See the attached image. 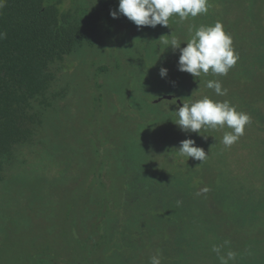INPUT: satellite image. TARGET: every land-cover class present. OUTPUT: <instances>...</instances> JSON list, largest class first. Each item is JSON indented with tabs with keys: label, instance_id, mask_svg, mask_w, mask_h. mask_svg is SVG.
<instances>
[{
	"label": "rangeland",
	"instance_id": "obj_1",
	"mask_svg": "<svg viewBox=\"0 0 264 264\" xmlns=\"http://www.w3.org/2000/svg\"><path fill=\"white\" fill-rule=\"evenodd\" d=\"M108 1L61 0L87 40L64 58L40 130L5 170L0 264H151L157 252L161 264H221L228 252V264H264V0H207V13L155 28L107 18L118 8ZM217 21L236 64L223 76L179 71V49L163 41L185 47ZM203 96L250 117L231 146L226 126L198 134L175 123ZM185 139L207 158L180 155Z\"/></svg>",
	"mask_w": 264,
	"mask_h": 264
},
{
	"label": "trees",
	"instance_id": "obj_2",
	"mask_svg": "<svg viewBox=\"0 0 264 264\" xmlns=\"http://www.w3.org/2000/svg\"><path fill=\"white\" fill-rule=\"evenodd\" d=\"M96 1L110 7L108 0ZM60 3L2 0L0 6V185L15 148L31 141L51 108L46 95L64 58L87 40ZM136 193L135 200L146 196Z\"/></svg>",
	"mask_w": 264,
	"mask_h": 264
},
{
	"label": "clouds",
	"instance_id": "obj_3",
	"mask_svg": "<svg viewBox=\"0 0 264 264\" xmlns=\"http://www.w3.org/2000/svg\"><path fill=\"white\" fill-rule=\"evenodd\" d=\"M207 11V0H118L117 10L110 11V15L115 19L122 14L138 27L155 28L157 25L168 27L169 19L174 14L181 20H186L189 16L196 17ZM2 35L0 34V37ZM163 43L173 49H179L178 70L193 77H199L202 73L206 75L209 71L214 75H227L229 69L239 59L232 47L230 35L225 32L219 21L214 25H202L196 29L185 43V47L181 48V42L176 38L171 41L164 40ZM159 74L162 78L165 77L167 69L162 67ZM206 86L219 96L227 94L219 80H209ZM175 114L177 117L175 123L182 131L199 134L205 126L213 129L226 126L231 129L232 131L225 132L222 138V143L226 147L231 146L243 135L245 125L250 122V117L246 113L238 112L228 101H214L208 96L182 103ZM176 151L186 156L187 160L191 157L202 162L207 158L204 149L196 146L192 139L181 141ZM213 251L219 254L220 248L214 246ZM234 256L232 252H228L226 258L220 256L221 264H228ZM151 264H161L159 252L151 257Z\"/></svg>",
	"mask_w": 264,
	"mask_h": 264
},
{
	"label": "water",
	"instance_id": "obj_4",
	"mask_svg": "<svg viewBox=\"0 0 264 264\" xmlns=\"http://www.w3.org/2000/svg\"><path fill=\"white\" fill-rule=\"evenodd\" d=\"M164 99H166V100H173V99H174V96H170V95H169V96H165ZM159 101H160V100H159ZM159 101H158V102H159ZM177 102L180 103L179 100H177Z\"/></svg>",
	"mask_w": 264,
	"mask_h": 264
},
{
	"label": "flooded vegetation",
	"instance_id": "obj_5",
	"mask_svg": "<svg viewBox=\"0 0 264 264\" xmlns=\"http://www.w3.org/2000/svg\"><path fill=\"white\" fill-rule=\"evenodd\" d=\"M176 102H177V100H176ZM178 103V102H177Z\"/></svg>",
	"mask_w": 264,
	"mask_h": 264
}]
</instances>
